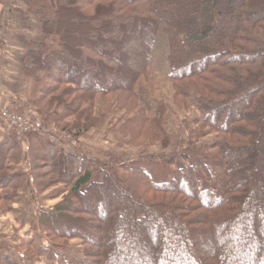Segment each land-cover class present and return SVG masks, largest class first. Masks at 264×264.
<instances>
[{
    "label": "trees",
    "instance_id": "16d2710c",
    "mask_svg": "<svg viewBox=\"0 0 264 264\" xmlns=\"http://www.w3.org/2000/svg\"><path fill=\"white\" fill-rule=\"evenodd\" d=\"M19 1L22 18L41 22L21 66L45 127L78 140L108 126L131 147L165 150L166 113L194 108L195 124L216 135L163 158L174 167L166 182L117 154L93 167L37 131L2 139L0 213L25 189L12 162L26 159L36 195L61 188L35 219L47 245L27 244V262L67 264L58 254L79 239L81 264H264V0ZM153 75L172 96L149 113L135 87Z\"/></svg>",
    "mask_w": 264,
    "mask_h": 264
},
{
    "label": "rangeland",
    "instance_id": "374dc122",
    "mask_svg": "<svg viewBox=\"0 0 264 264\" xmlns=\"http://www.w3.org/2000/svg\"><path fill=\"white\" fill-rule=\"evenodd\" d=\"M5 64V63H4ZM21 74H22V66H21ZM23 76V74H22ZM24 77V76H23ZM26 83L17 80V84L20 86V90L23 92L25 91L26 98L24 100H16L18 103L22 104V107L19 106H11V107H4L0 106L1 108H5L11 112H14L19 115H24L25 117H30L32 119L38 120L40 123L39 116L37 117L35 108L33 104L30 102V97L33 88L30 86L28 81L25 79ZM24 84V85H23ZM32 89V91H31ZM136 92L138 93L139 100L144 105L149 113H152L158 103L164 102L169 104L171 101L172 90L171 86L168 82L164 80V78L160 75H153L150 77V80H145L141 78L135 87ZM119 113H116L114 117H118ZM199 118V114L195 111L194 108H190L187 111H178L176 109H172L171 112H167L164 118V126L166 134L169 137V146L163 150L158 144L151 145V146H137L131 147L126 144V139L122 138L117 133L111 131L110 127L106 126L102 128L100 131L91 130L85 136L80 139H75L68 135L67 133L58 130L54 127H45L42 123V130L37 132L40 133L44 142L54 143L59 148L64 149L60 146L57 142L60 135H68L70 136L71 140L76 143V145L72 146L71 143H68L69 147H65V150L72 151L74 153H81L84 154L87 158H90L93 161L94 166L96 167L97 162H104L106 161V155L110 154H117L121 159L122 163H127L132 165V167H138V165L144 166L146 173L151 177V179L155 182H166L170 178V173L174 170V167H170L169 165L164 163L163 158H166L170 153H172L175 148L181 144L185 143L188 140H192L196 143V145H212L215 142L216 135L215 134H205L199 124H195V121ZM1 128L7 130L4 126L1 125ZM8 131V130H7ZM16 135L18 142H23L26 134H19L16 131L9 130L8 135ZM23 144V143H22ZM154 160H150L151 158ZM156 158H158L156 160ZM178 161V162H177ZM178 166H186L189 167L195 166L197 167L196 160L181 162L177 160ZM14 164V162H12ZM198 176L199 184L202 189L210 186L207 184L206 181L203 179V175L198 172L196 173ZM23 190V189H22ZM18 190V192L22 191ZM34 190V188H33ZM59 192L61 188L59 187ZM31 191V190H29ZM28 191V192H29ZM18 192L16 193V198L18 196ZM56 192V191H55ZM4 195L7 197H11V191L5 190L3 191ZM57 193V192H56ZM29 194V193H28ZM20 196V195H19ZM31 197L36 199L38 195H36L35 190L34 194L30 193ZM13 198V199H14ZM30 198V197H29ZM12 199V201H13ZM6 214V213H5ZM31 222V221H30ZM33 234L32 240H36V247H39L43 242L47 245L46 240L43 236L35 232V229L32 228V225L28 228ZM42 238L44 241H42ZM31 241V240H29ZM29 241L23 242L20 249H17L10 242L2 241L1 245L9 244L14 248V250L18 253L23 254V258H18L16 255L12 254L14 259V263L16 264H47L44 259H37L36 257L29 260L27 262V257L29 256L27 253L28 247L27 244H30ZM0 249L6 250L10 246H1ZM45 245V246H46ZM32 248V247H31ZM82 245L79 239H74L69 243L68 248L65 251L60 252L58 255L60 258L65 259L67 264H81L82 263Z\"/></svg>",
    "mask_w": 264,
    "mask_h": 264
},
{
    "label": "crops",
    "instance_id": "0c3cea01",
    "mask_svg": "<svg viewBox=\"0 0 264 264\" xmlns=\"http://www.w3.org/2000/svg\"><path fill=\"white\" fill-rule=\"evenodd\" d=\"M25 10L26 8L19 0H0V106L4 107L20 105L19 107L23 108L22 104L16 100L26 98V90L22 92L17 84V80L20 81L19 83H26L21 74L22 60L30 51V46L26 43L42 40L39 18L33 15H24L22 18L20 15L24 14ZM7 130L0 126V141L8 136L9 130ZM10 167L14 173L22 176L25 189L18 192V196L13 199L10 212L0 213V245L2 241H6L20 249L23 242L31 240L30 248L41 249L45 247V242L36 247V240H32L33 233L28 228L32 225L35 232L39 234L35 219L41 210L51 211L60 200L59 187L50 188L34 199L29 196L30 193L34 194V190L26 159L11 163ZM42 241H44L43 238ZM14 259H12L13 262H15Z\"/></svg>",
    "mask_w": 264,
    "mask_h": 264
},
{
    "label": "built area",
    "instance_id": "2783aa9c",
    "mask_svg": "<svg viewBox=\"0 0 264 264\" xmlns=\"http://www.w3.org/2000/svg\"><path fill=\"white\" fill-rule=\"evenodd\" d=\"M0 123L7 129L14 130L19 134L29 133L31 131H39L42 130L41 123L30 117H25L24 115H19L14 112H11L5 108L0 107ZM58 144L63 148L69 147L68 143H71L72 146L76 145L74 141L71 140L70 136L68 135H60L59 139L57 140ZM6 255L7 257H12L16 255L18 258H23L21 253H18L14 250L13 247H9L6 250L0 249V255Z\"/></svg>",
    "mask_w": 264,
    "mask_h": 264
}]
</instances>
